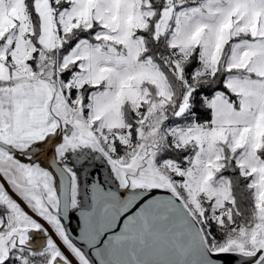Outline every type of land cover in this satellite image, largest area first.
Wrapping results in <instances>:
<instances>
[{
    "label": "rangeland",
    "instance_id": "obj_1",
    "mask_svg": "<svg viewBox=\"0 0 264 264\" xmlns=\"http://www.w3.org/2000/svg\"><path fill=\"white\" fill-rule=\"evenodd\" d=\"M53 1L66 6L54 11L50 0H33V5L62 46L56 58L57 80L68 103L82 113L112 157L117 146L121 159L132 152L139 140L138 124L150 110L183 95L185 87L179 88L169 70L181 75V63L194 46L201 50L193 79L203 81L217 70L231 75L225 84L236 99L215 92L205 100L212 116L208 124L186 123L191 119L189 96L184 112L165 123V148L157 156V165L202 224L211 248L219 246L227 234L244 230L250 213L264 216V0ZM160 6L153 37H165L173 50V57L159 54L172 80L149 56H143V37L138 34L147 30ZM35 18L30 19L25 0H0V70L34 74L39 23ZM90 29V38L78 39L69 47L75 32ZM225 35L228 39L223 41ZM243 40L246 47L234 45ZM84 86L91 89L85 100L80 93ZM173 153L179 155L172 157ZM232 167L234 173H230ZM238 182L241 185L233 188ZM239 187L243 189L240 196L247 189L250 193L246 199L238 195L245 201L246 216L235 225L233 193ZM1 213L0 232L9 223ZM208 221L218 226L219 244L208 235ZM6 264L38 262L13 255Z\"/></svg>",
    "mask_w": 264,
    "mask_h": 264
},
{
    "label": "water",
    "instance_id": "obj_2",
    "mask_svg": "<svg viewBox=\"0 0 264 264\" xmlns=\"http://www.w3.org/2000/svg\"><path fill=\"white\" fill-rule=\"evenodd\" d=\"M34 7V5H33ZM32 76L0 70V264L16 255L38 264H264V216L211 248L202 224L157 165L166 122L192 88L138 124L139 140L112 157L56 76L62 46L42 14ZM230 173H234L233 167Z\"/></svg>",
    "mask_w": 264,
    "mask_h": 264
},
{
    "label": "trees",
    "instance_id": "obj_3",
    "mask_svg": "<svg viewBox=\"0 0 264 264\" xmlns=\"http://www.w3.org/2000/svg\"><path fill=\"white\" fill-rule=\"evenodd\" d=\"M158 2L162 4L163 0H158ZM25 5L30 15V19L32 21H35L36 18L34 15L33 0H25ZM50 5L54 11H56L57 9L59 10L60 8H64L66 6L65 4L58 5L54 3L53 0H50ZM161 8L163 7L160 6V9L158 10L157 15H155L153 18L149 20V26L147 27V30L142 33H138V34H141L143 37L142 38L143 44H144L143 56L144 57L149 56L150 59H152L155 63H157V65L163 71V73L167 75V78H169V80H172L170 73L168 72L167 68L164 66L163 62L161 61L159 54L164 52L167 55H170L171 53L170 51H173V50L168 49V46L165 44V40H164L165 37L160 36V38L158 39L160 41L156 40L153 37V28H154L156 21L158 20L160 16ZM92 32H93L92 29L87 30V31H82V32H75V36L71 40L72 42L70 43L69 47L72 46L75 43V41L78 39L90 38L92 35ZM227 50L228 49L226 47L225 52H227ZM170 56L173 57L172 54ZM198 64H199L198 51L196 49L193 50L188 55V57L185 59V61L181 63L182 75L184 79L186 80V82L189 85H191L193 88V90L191 91L190 99H189L190 106L187 111L191 119L186 120V123L194 122L196 124H201V123L208 124L211 120V112L208 106L205 105V100H208L215 92H222L231 101H234L236 98H235V95L230 93V91L225 86L224 81H225L227 72H222V71L217 70L212 75L205 76L204 79H202L203 81H200V80L198 81L197 79L199 78L193 79L192 74L195 71V69L198 67ZM62 78L65 80V74H62ZM90 90L91 89L86 86H84L81 89L80 93L83 96L84 100L87 97ZM74 95H75V92L72 91L71 96L74 97ZM130 128H131L130 131H131V136H132V141H133L135 140V129L133 125ZM120 152L121 151L119 150L117 146V153L113 154L114 157H119L121 155ZM175 154L177 156L179 155L178 153H173L172 157H174ZM182 155H183V152H182ZM261 157H262V160H264L263 154H261ZM243 181L246 184V179H243ZM245 184L244 183L242 184L243 188ZM240 185L241 183L238 182L233 185V188L234 186L238 187ZM240 189L243 190L242 187H239L237 188V190L234 189V193H233V196L235 199V216L233 217L234 218L233 220H234L235 225L240 224L243 221V218L246 216V208H245V203H244L245 201L243 199H239ZM249 193H250L249 189H247L241 194V196L244 199H246L247 197L245 195H248ZM1 214L2 213L0 211V215ZM207 225H208L207 226L208 235L214 237L216 240L215 243L219 244V242L221 241V235L218 232V226L209 221Z\"/></svg>",
    "mask_w": 264,
    "mask_h": 264
},
{
    "label": "crops",
    "instance_id": "obj_4",
    "mask_svg": "<svg viewBox=\"0 0 264 264\" xmlns=\"http://www.w3.org/2000/svg\"><path fill=\"white\" fill-rule=\"evenodd\" d=\"M228 38H226V35L224 36V39H223V41H225V40H227ZM237 43V45H239L238 46V48L239 49H242V48H244V47H246V45H248L247 43H246V40H243V41H240V42H235L234 43V45ZM225 44H224V42H223V45L222 46H224ZM234 45L232 46V49H231V51L233 50V48H234ZM194 46V45H193ZM194 48L197 50V51H200L201 49H200V47H199V45H196V46H194ZM194 49V50H195ZM223 50V49H222ZM231 51H230V53H231ZM238 51V50H237ZM198 61H199V57H198ZM196 71V70H195ZM233 76H235V75H233ZM229 77H231V75H229V74H227L226 75V77H225V81H224V83H226V80H227V78H229ZM235 77H237V76H235ZM237 78H240V77H237ZM225 86H226V84H225ZM227 87V86H226ZM227 89L230 91V93H232V94H234L235 95V93H233L228 87H227ZM222 93V92H221ZM223 94V93H222ZM225 96V95H224ZM226 97V96H225ZM235 97H236V95H235ZM209 109H210V107H208ZM210 112H211V109H210ZM211 118H212V116H211ZM211 121V120H210ZM191 124L192 123H194V122H190ZM189 123V124H190ZM196 124V123H195ZM261 150H259V151H257V152H260ZM264 161V160H263Z\"/></svg>",
    "mask_w": 264,
    "mask_h": 264
},
{
    "label": "built area",
    "instance_id": "obj_5",
    "mask_svg": "<svg viewBox=\"0 0 264 264\" xmlns=\"http://www.w3.org/2000/svg\"><path fill=\"white\" fill-rule=\"evenodd\" d=\"M212 239H214V237H212Z\"/></svg>",
    "mask_w": 264,
    "mask_h": 264
}]
</instances>
